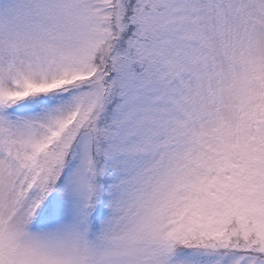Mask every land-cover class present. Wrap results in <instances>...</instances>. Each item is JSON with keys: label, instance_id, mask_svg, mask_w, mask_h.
Wrapping results in <instances>:
<instances>
[{"label": "snow or ice", "instance_id": "6c2138e0", "mask_svg": "<svg viewBox=\"0 0 264 264\" xmlns=\"http://www.w3.org/2000/svg\"><path fill=\"white\" fill-rule=\"evenodd\" d=\"M0 264H264V0H0Z\"/></svg>", "mask_w": 264, "mask_h": 264}]
</instances>
